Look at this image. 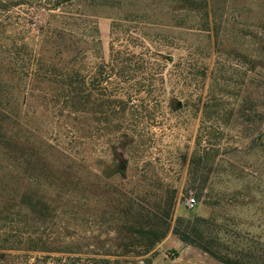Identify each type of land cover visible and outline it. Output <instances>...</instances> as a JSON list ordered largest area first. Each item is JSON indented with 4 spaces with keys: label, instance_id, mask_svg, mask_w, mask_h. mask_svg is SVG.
Instances as JSON below:
<instances>
[{
    "label": "rangeland",
    "instance_id": "1",
    "mask_svg": "<svg viewBox=\"0 0 264 264\" xmlns=\"http://www.w3.org/2000/svg\"><path fill=\"white\" fill-rule=\"evenodd\" d=\"M0 7V82L50 169H0L16 178L4 222L15 239L32 232L82 258L100 257L103 246L128 253L110 257L113 264H222L174 232L180 220L202 219L230 253L264 247V151L253 142L255 123L240 114L248 93L264 97V0H0ZM114 59L135 71L107 74ZM74 71L93 84L81 111L67 86ZM204 130L212 139L199 145ZM203 145L218 149L214 161L200 160ZM167 198L170 217H161ZM36 203L52 204L53 218ZM127 209L130 217L121 213ZM137 228L166 233L151 248L127 234ZM14 253L24 257L8 264L52 262L45 252Z\"/></svg>",
    "mask_w": 264,
    "mask_h": 264
},
{
    "label": "trees",
    "instance_id": "2",
    "mask_svg": "<svg viewBox=\"0 0 264 264\" xmlns=\"http://www.w3.org/2000/svg\"><path fill=\"white\" fill-rule=\"evenodd\" d=\"M0 10L4 11L5 7H0ZM104 67L105 69L108 68L106 66ZM23 69L33 70L32 62L26 63L24 61ZM109 69L110 70H108L107 74H115V70L118 69L122 72L121 76L124 78L129 76V73L131 74V72L135 71V69L132 68L131 63H128V61H118V59H114L111 62ZM31 73L32 71L30 74ZM67 78H69L67 86L72 89L74 94V107L76 108V111H81V109H85L84 106L92 103V92L89 90H91L90 86L93 84H90V82L88 83L87 77H82L79 72L75 71ZM2 84L3 83L0 82V169H38L36 172L37 175H40L41 173L50 170L46 168L48 164L46 154L39 151L34 145H32L29 137H27L23 130H21L19 117L15 113L14 109L10 107L8 101L10 100V95H12V93L5 89ZM111 102L114 104L116 102L123 105L122 107H126L125 105H128L130 101L125 99H115ZM249 110L253 113H249ZM240 114L242 117L246 118L247 121L255 123L254 135L256 134V137H253V142L256 143L257 149L264 151L263 95L259 92L248 93L242 101ZM255 119H257V121H255ZM211 139L212 132L204 130L198 137V144H202L205 140H208L209 143L211 142ZM217 150L212 147L208 149L207 146L203 145L200 160L204 159L206 161H214L217 157ZM31 176L35 177L34 175ZM15 179L16 178L13 177L12 174H4L3 176H0V212L6 214V218L3 220L0 219V264H8L9 260L12 258L20 259L21 257H24V255H15L14 252L20 250L29 251L30 254L35 252H45L49 254L46 258L52 260V262L48 264H113L115 262L110 257L126 256L128 254L126 251L121 253L112 252L110 249L103 246L102 250H104L102 251L103 253L100 257L82 258L77 256V254H81L79 250L69 245L61 248L46 247L42 239H36L33 237L32 232L31 234L29 233L30 235L27 237H25L26 233L22 232L23 235H18V237L20 236L19 240L15 239L16 237L14 232L16 230L13 227L9 229L8 225H4V222L12 214L14 206L12 203V189L10 188V185L15 182ZM35 179L38 181L37 176ZM83 199L86 200V198ZM173 201L174 200L172 198H167L165 203L163 202L168 209H165L164 212L160 214L161 217H170ZM85 207L86 205H84L81 210H84ZM36 209L48 214L50 219L54 216L52 204L41 205L36 203ZM39 211L36 210L35 213H40ZM145 211H147V213L149 212L148 210ZM121 213L122 215H125V217H130L133 214L131 209L121 211ZM199 221L207 223L205 220L198 219L195 221H188L186 224H183L184 221L180 220V225L175 228L174 232L180 237L183 243L197 246L204 253L208 254L210 257L222 264H264V247L262 245L258 244V250L254 249L247 253H230L227 249H222L219 241L206 233V230L202 228ZM31 222L34 227L36 226V222L39 224H45L47 219H45V221L38 219L36 222L35 220H32ZM139 230L140 228L135 230L128 229L127 234L131 233L133 236L142 238V240H145L146 244L150 242L151 248L161 242L166 233L164 232L160 236H150V234L141 233ZM119 247L123 249L125 248L123 245H119ZM134 253L142 255V253ZM147 253L148 250L145 251L144 255ZM51 254H62V256L54 257ZM149 262L150 260L146 259L145 264H148ZM22 263L23 262H18V264Z\"/></svg>",
    "mask_w": 264,
    "mask_h": 264
},
{
    "label": "built area",
    "instance_id": "3",
    "mask_svg": "<svg viewBox=\"0 0 264 264\" xmlns=\"http://www.w3.org/2000/svg\"><path fill=\"white\" fill-rule=\"evenodd\" d=\"M186 204L190 209H193L197 205V202L195 198H190L187 200Z\"/></svg>",
    "mask_w": 264,
    "mask_h": 264
}]
</instances>
